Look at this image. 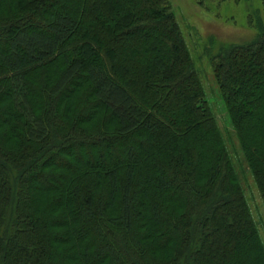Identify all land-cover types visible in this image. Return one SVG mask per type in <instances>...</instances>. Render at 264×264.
Here are the masks:
<instances>
[{
  "label": "trees",
  "instance_id": "obj_1",
  "mask_svg": "<svg viewBox=\"0 0 264 264\" xmlns=\"http://www.w3.org/2000/svg\"><path fill=\"white\" fill-rule=\"evenodd\" d=\"M255 27L210 60L264 204ZM0 264H264L168 0H0Z\"/></svg>",
  "mask_w": 264,
  "mask_h": 264
},
{
  "label": "rangeland",
  "instance_id": "obj_2",
  "mask_svg": "<svg viewBox=\"0 0 264 264\" xmlns=\"http://www.w3.org/2000/svg\"><path fill=\"white\" fill-rule=\"evenodd\" d=\"M168 2L184 36L206 99L225 139L248 209L264 243V204L226 114L210 60V55L217 52L221 43L251 41L257 32L255 24L264 25V8L260 0ZM40 28L43 29L44 26L41 25Z\"/></svg>",
  "mask_w": 264,
  "mask_h": 264
}]
</instances>
